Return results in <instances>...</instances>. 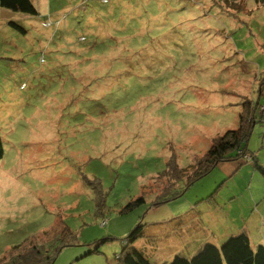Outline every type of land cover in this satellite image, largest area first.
I'll use <instances>...</instances> for the list:
<instances>
[{
    "label": "rangeland",
    "instance_id": "rangeland-1",
    "mask_svg": "<svg viewBox=\"0 0 264 264\" xmlns=\"http://www.w3.org/2000/svg\"><path fill=\"white\" fill-rule=\"evenodd\" d=\"M32 1L37 16L0 7V264H12L14 245L58 225L77 239L53 264H114L121 238L138 221L145 232L139 246L154 264L241 229L253 245L262 241L264 176L251 159L219 162L157 205L154 191L165 180L153 177L171 157L187 167L211 138L237 127L244 98L257 100L264 4ZM140 31L138 43L124 35ZM87 62L108 78L93 82L94 68H82ZM246 149L264 167L259 123ZM83 177L101 181L100 208ZM140 195L144 202L122 211ZM107 235L117 238L88 252Z\"/></svg>",
    "mask_w": 264,
    "mask_h": 264
},
{
    "label": "trees",
    "instance_id": "trees-1",
    "mask_svg": "<svg viewBox=\"0 0 264 264\" xmlns=\"http://www.w3.org/2000/svg\"><path fill=\"white\" fill-rule=\"evenodd\" d=\"M221 1L229 4L232 9L244 8L242 4L243 0ZM221 1L216 0L215 2L219 3ZM238 2L240 3L239 7H234L235 3ZM255 2L259 5L264 4V0H255ZM0 7L18 11L29 16H37L39 14L38 8L32 0H0ZM9 24L21 33L26 32L24 27L13 21H9ZM43 24L44 26L52 25V23H48L46 20ZM139 24L140 23L137 21L134 23L136 28H138ZM124 35H137L135 43H138L140 42L142 32H129ZM127 50L128 49H126V51ZM120 53H122V51ZM91 65L92 64L87 62L82 68H86L88 73H90L91 68H94V72L91 74L92 77H90L93 82H103V80L108 78L105 74H98L95 67H91ZM263 90L261 85L258 91V98L255 102L249 98L243 99L241 110L238 114L237 127L227 129L223 133L211 138L208 149L203 155L195 157L187 167H179L174 157L168 160L166 168L153 177V182H157L161 179L165 180L164 184L158 185L157 190L154 191L155 196L153 204L165 203L170 199H175L182 195L186 188L188 189L191 184L207 175L222 161L233 160L239 157H243L245 160L251 159L253 167L258 169L264 176V167L256 161L255 155L248 153L246 149L247 141L253 126L259 123L264 129V103H260L259 101L260 95L263 94ZM3 155L4 144L0 134V159ZM83 179H85V182L92 188L95 194L93 195L95 196L96 206L100 208V206L103 205L104 197L101 181L98 177L91 179L83 177ZM180 182L182 186H179ZM141 202H144V195H140L129 202L122 208V211ZM144 235V224L138 221L136 225L121 238L123 245L121 251L115 256L114 264H154L148 258L146 250L139 246V238ZM37 237H40V240L33 237V240L22 245H14L10 249V261L12 264H53L60 249L70 242L74 243L73 239H77L76 235H73L66 225L53 227L48 233H43L42 236L38 235ZM115 238L117 237L107 235L100 239H94L93 242L96 241L94 243L95 245L88 252H99L100 243ZM261 242H264V239L253 245L247 231L241 229L236 233L229 234L219 244L206 242L198 247L192 255L188 256L182 252H178L174 254L172 259L167 262L164 261L161 264H264V243Z\"/></svg>",
    "mask_w": 264,
    "mask_h": 264
}]
</instances>
